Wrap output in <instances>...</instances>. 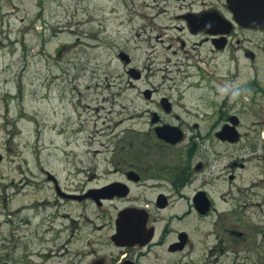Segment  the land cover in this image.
<instances>
[{"label":"flooded vegetation","instance_id":"af4514ba","mask_svg":"<svg viewBox=\"0 0 264 264\" xmlns=\"http://www.w3.org/2000/svg\"><path fill=\"white\" fill-rule=\"evenodd\" d=\"M215 1L200 0L198 9L186 7L176 16L179 31L211 47L212 84L203 85L205 77L193 80L178 97L156 98V88H144L141 94L156 107L140 127L112 136L117 141L104 165L84 164L76 152L66 169V189L58 174L48 172L57 198L74 212L53 213L45 233L39 230L45 223L41 212L26 214L23 230L38 221L30 229L34 239L24 240L20 264H264L257 236L233 226L239 201L264 197L262 147L251 144L264 142V128L243 130L235 110L264 105V72L242 73L264 52L257 42L264 41V23L241 25L228 0ZM224 55L228 67L218 60ZM129 74L143 78L138 69ZM31 244L36 249L27 252Z\"/></svg>","mask_w":264,"mask_h":264},{"label":"rangeland","instance_id":"374dc122","mask_svg":"<svg viewBox=\"0 0 264 264\" xmlns=\"http://www.w3.org/2000/svg\"><path fill=\"white\" fill-rule=\"evenodd\" d=\"M215 2L220 5L224 0ZM200 4V0H0V264H20L24 240L34 239L35 230L30 229L37 228L38 219L23 230L26 214L29 218L40 211L45 223L39 230L45 233L53 213L73 210L57 198L48 172L58 174L66 189V169L76 152L79 159L83 154L84 164L104 165L117 141L112 136L148 120L147 110L156 106L148 105L141 90L156 88V98L178 97V90L193 80L205 77L203 85L212 84L211 47L201 44L200 36L189 38L176 28L181 25L176 16ZM181 40L186 41L184 47ZM257 42L264 48V41ZM122 52L130 56L129 64L120 58ZM258 56L242 73L264 72V52ZM218 60L228 67L225 55ZM136 69L143 72L140 81L129 74ZM185 69L193 76L185 78ZM209 88L198 91L210 93ZM235 110L243 130L264 128V105ZM87 137L90 141L82 145ZM252 143L262 147L264 164L263 139ZM95 149L102 152L95 155ZM254 197L239 201V220L233 226L257 236L264 249V197ZM26 206L31 209L26 211ZM90 211L98 212L94 206ZM33 249L31 244L27 252Z\"/></svg>","mask_w":264,"mask_h":264},{"label":"water","instance_id":"95a60500","mask_svg":"<svg viewBox=\"0 0 264 264\" xmlns=\"http://www.w3.org/2000/svg\"><path fill=\"white\" fill-rule=\"evenodd\" d=\"M228 3L230 4L229 8H231L234 13L233 15L235 16V19L241 25L252 26L264 23V0H228ZM120 58L125 63L131 61L130 56L127 53H120ZM148 92L149 91L146 93Z\"/></svg>","mask_w":264,"mask_h":264},{"label":"bare ground","instance_id":"6f19581e","mask_svg":"<svg viewBox=\"0 0 264 264\" xmlns=\"http://www.w3.org/2000/svg\"><path fill=\"white\" fill-rule=\"evenodd\" d=\"M0 44L3 45L2 42H1ZM160 70H166V68H164V69L160 68ZM105 99H106V98H105ZM101 108H104V106H101ZM123 108H126V106H123ZM130 117L133 118L134 116H131V115H130ZM124 120H125V119H124ZM124 120H123V121H124ZM48 203H49V202H47L46 204H48ZM29 208L31 209V206H30V207H27V206H26L24 209L27 211V209H29Z\"/></svg>","mask_w":264,"mask_h":264}]
</instances>
